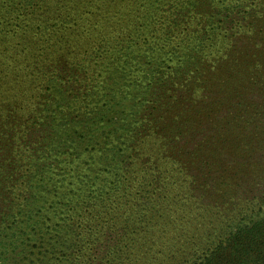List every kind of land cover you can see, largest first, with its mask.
Wrapping results in <instances>:
<instances>
[{"label": "rangeland", "instance_id": "374dc122", "mask_svg": "<svg viewBox=\"0 0 264 264\" xmlns=\"http://www.w3.org/2000/svg\"><path fill=\"white\" fill-rule=\"evenodd\" d=\"M172 9L154 23L157 37L118 35L97 74L39 75L31 101L0 111V264L36 243L27 220L67 218L90 179L110 189L130 162L148 171L136 180L148 204L130 245L144 238L163 264H195L220 245L235 261L260 260L248 234L264 225V15L228 28L217 13L230 5ZM142 226L147 235L132 234Z\"/></svg>", "mask_w": 264, "mask_h": 264}, {"label": "trees", "instance_id": "16d2710c", "mask_svg": "<svg viewBox=\"0 0 264 264\" xmlns=\"http://www.w3.org/2000/svg\"><path fill=\"white\" fill-rule=\"evenodd\" d=\"M175 1L178 0H0V111L5 112L14 102L31 101L33 95L36 96L39 75L45 78L50 75L47 81L54 83L57 74L70 72L73 66L86 67L97 74L100 68L94 65L95 60L118 35L124 36L133 30L135 35L157 37L156 29H152L154 23L167 18L168 12H174ZM198 2L211 6L213 11L214 4L230 5L232 11L226 9L217 13L228 28L231 26L229 19L247 21V17L256 19L264 15V0ZM244 8L249 10L244 12ZM148 23L149 31L143 28ZM154 45L158 50L162 45L160 37ZM111 54L114 53L107 51V60L111 61L110 65H115L118 59ZM70 88L68 86L66 90ZM169 167L174 172L179 170L176 164ZM122 170V174L116 173V181L110 189L108 185L105 190L93 189L97 185L94 179L99 178L90 179L87 182L89 195L77 198L67 218L56 214L58 219L53 225L27 220L24 223L27 227L38 226L35 234L39 229V244L36 241L21 247L5 263L163 264L144 238L132 240L130 245V231L147 210L146 192L138 190L143 185L136 182L140 175H146L144 171L148 173L147 165L144 162L133 166L130 162ZM25 201L29 202L28 199ZM4 210L0 208V212ZM65 220L68 222L64 224ZM120 221L122 227L118 226ZM140 223L143 224V220ZM141 228L140 232L135 230L132 234L145 236L150 232L149 229L145 231L144 226ZM248 235V249L264 247L263 224ZM223 246L203 259L194 253L200 260L195 264H264V252L256 263L235 261L232 255L236 252L240 257V253L233 251V247L227 249Z\"/></svg>", "mask_w": 264, "mask_h": 264}]
</instances>
